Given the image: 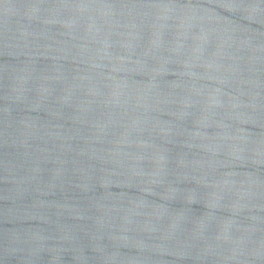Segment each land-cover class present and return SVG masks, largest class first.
Instances as JSON below:
<instances>
[{
  "label": "water",
  "instance_id": "95a60500",
  "mask_svg": "<svg viewBox=\"0 0 264 264\" xmlns=\"http://www.w3.org/2000/svg\"><path fill=\"white\" fill-rule=\"evenodd\" d=\"M0 264H264V0H0Z\"/></svg>",
  "mask_w": 264,
  "mask_h": 264
}]
</instances>
